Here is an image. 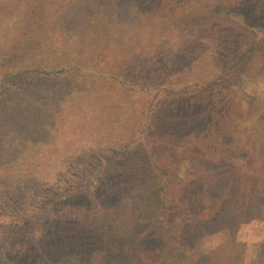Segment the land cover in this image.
Returning a JSON list of instances; mask_svg holds the SVG:
<instances>
[{"label":"rangeland","instance_id":"obj_1","mask_svg":"<svg viewBox=\"0 0 264 264\" xmlns=\"http://www.w3.org/2000/svg\"><path fill=\"white\" fill-rule=\"evenodd\" d=\"M155 4L145 13L142 0H0V264H98L109 223L131 226L151 181L169 179L172 202L184 182L205 187L213 156L173 137L195 105L201 117L213 99L225 103L227 160L239 176L264 170V0ZM35 20L46 29L32 31L35 51L15 52ZM111 53L119 61L108 68ZM162 55L165 64L149 62ZM260 205L209 230L196 253L264 264Z\"/></svg>","mask_w":264,"mask_h":264},{"label":"trees","instance_id":"obj_2","mask_svg":"<svg viewBox=\"0 0 264 264\" xmlns=\"http://www.w3.org/2000/svg\"><path fill=\"white\" fill-rule=\"evenodd\" d=\"M142 6L145 8V13H153V9L156 10L157 7L155 0L152 2L151 0H142ZM184 8L189 11V6ZM34 9L41 11V7H34ZM174 10L170 9L167 15H163L167 22H170L172 17L169 14ZM179 10L182 11L183 9ZM219 12L220 9L217 12H212V14L221 16L222 13ZM44 26V23L42 26V23L36 20L32 24L30 23L28 31L30 33L26 32L23 35L15 52L21 49L25 55L31 56L32 51H35L33 46L36 44L34 40L36 38L31 33L33 30L36 32L44 29ZM98 30L93 29V32L99 33ZM54 32L56 33V31ZM165 45L163 44V48L159 51L162 54L167 53ZM39 47L36 46L37 55L40 50ZM157 49L155 48V53L158 52ZM22 52L16 55L15 59L17 56H21ZM105 55L101 57L102 65L105 64L110 68L118 64L117 60L119 61V59L114 58L115 54L108 55V62L106 60L107 55ZM247 59L249 57H246L244 61ZM121 60L123 61V58ZM165 61V57L162 55L158 58L153 57L149 62L165 64ZM145 62L148 64V60ZM179 94L188 96L182 91ZM186 97L182 101H186ZM188 100L191 105L198 104L193 103L190 98ZM218 100L221 101L220 98ZM212 101L208 105V111L203 113L201 117L196 116L198 105L180 114L177 118L179 125L174 129L177 133L173 136L181 142L189 139L188 145L194 142V145H200L199 148L202 152L205 151L209 156H213L212 160L217 168L215 172L211 173V182L207 183L205 187L194 182H184L180 195H178L180 200L172 202L173 197L171 195L174 189H172L173 184L169 179L168 181H159V178H156L151 181L149 192H147L149 201L142 203L140 205L142 209L135 212L133 224L118 229L114 226L115 223H109L110 226H108L107 231L108 255L98 264H161L162 262L169 264L170 260L179 256L184 259L185 264H232L231 260H224L223 252L219 248L209 253L198 254L196 253V246L205 234H209V230L223 226L226 219H235L238 216L248 214L257 203L264 207V170L263 167L260 168L261 171L249 170L250 166L246 165L245 168L248 171L242 176L238 175L240 170L227 160V157L232 156L231 148L234 138L226 131L222 122V116H225L226 113L220 114L226 104L223 103V107H221L218 105V101L215 102L214 99ZM187 112H189V116H193L192 121L186 119V123H183L185 117L188 118V115H185ZM160 126L168 134L173 128V125L166 124L165 120ZM159 128L156 123L152 124L151 140ZM147 140L150 141L148 138ZM210 160L211 158L208 161ZM162 172L164 177H171L165 169ZM179 212L183 215H181L180 221L176 222L175 219ZM72 262L76 264V261Z\"/></svg>","mask_w":264,"mask_h":264}]
</instances>
